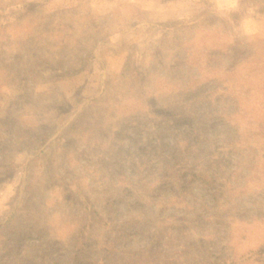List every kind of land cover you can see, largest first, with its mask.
Instances as JSON below:
<instances>
[{"label": "rangeland", "instance_id": "obj_1", "mask_svg": "<svg viewBox=\"0 0 264 264\" xmlns=\"http://www.w3.org/2000/svg\"><path fill=\"white\" fill-rule=\"evenodd\" d=\"M245 20L256 28L250 36ZM250 41L264 61V0L233 9L217 0H0V264L95 261L87 250L111 249L122 231L132 242L116 248L119 264L166 262L151 255L155 246L174 264H264V75L256 58L223 45ZM220 46L226 55L209 67ZM219 93L244 137L263 126L245 163L227 153L228 127L204 138L213 144L204 157L220 161L203 164L234 196L204 176H178L172 182L188 183V195L166 193L178 203L164 211L153 201L162 170L152 148L174 142V126L189 130L175 118ZM186 166L170 171L192 174ZM14 211L18 220L4 226ZM83 241L93 247L75 250Z\"/></svg>", "mask_w": 264, "mask_h": 264}, {"label": "trees", "instance_id": "obj_2", "mask_svg": "<svg viewBox=\"0 0 264 264\" xmlns=\"http://www.w3.org/2000/svg\"><path fill=\"white\" fill-rule=\"evenodd\" d=\"M150 25V24H149ZM152 26V25H151ZM239 43V44H238ZM226 48L228 49H232V53L233 54H240L242 55V60L244 58V56L246 57H254L256 58V66H258V74L259 75H264V61H261L260 55H259V50L262 48V46L259 47V45H256L254 42L250 41L248 43H243L241 44L240 42H231L229 44H223ZM224 46H220L219 48H217L215 51V53H211V60L207 61V65L209 67H212L214 65L212 64H218L221 62V58L226 55L225 52H223V47ZM257 50V52H256ZM215 56H218L217 59H214ZM220 60V61H219ZM245 61V60H244ZM222 70L217 68V71L220 72ZM229 70V68H228ZM182 70H179V68L177 69L176 72H181ZM230 73H239V70L236 69V63H234L233 65L230 66ZM242 74H245L244 71H242ZM184 79V78H183ZM173 81V80H171ZM176 85V84H175ZM220 96L221 94H216L215 98L213 99L212 102H206V106L207 108H196V110H192L191 112L186 111L184 113L180 114L179 118H175L174 120V124L178 123V122H184V119H186V121L188 122V126H189V130L185 129V124H180V128H177L176 126H174L175 129H172L173 131L179 132L178 135H172V140L174 142H168V146H166L167 144H165V146L163 147H158V145H154V147L152 148V151L154 152V155H156L157 157V163H158V169L162 170V172L158 175L159 179H158V184L156 185V191L158 192V195H156L153 199L154 202H162L164 203V211L165 210H170L172 205H176L178 202L174 201L173 197H170L168 199L164 200V195L166 193H169L170 195H174V196H178V199L185 200L187 195H188V190L190 189V185H188V183L183 182L180 183L179 182H172V179H174V177H178V176H183V178L186 177H191V180L195 181L196 178H200V180H202L203 178H201L202 176L206 177L205 179H209L210 183L213 185L214 190L218 189L219 193L222 194L223 197H229V196H234V194H229V190L228 188L225 186V182L223 181V179H221V177L218 175V171L215 170L214 168L216 166H213L212 164L209 165H205L203 164V162L206 161H220L219 157L216 158H210V157H204L206 154L205 149H203V146L206 144H211V143H207L204 138L207 136V132H209V130L211 129H215L218 128V126H225L228 127L226 130H224V134H226V139L229 141L228 144L232 145L234 147L233 151L228 150L227 153H237L240 154L241 157L238 160L239 163L243 162H248V158L247 156H249L251 153L253 152V148L249 147V143L251 141L250 138H252V133L253 136L255 135H259L262 131V124H260L259 126H257L255 128V131H251V129L247 130L248 131V136L244 137V135L241 132V125H235V121L231 118V116L227 115L224 111H225V107L228 106V102H226L224 105L219 106L220 103H224V100H220ZM191 100V98L189 100H186L184 102H189ZM223 111L221 112L220 110ZM251 128V127H250ZM185 130L184 132H182V130ZM264 132H262L263 135ZM15 136H17L16 134H14ZM20 137L17 136V142H22L20 139H22L23 137V131L20 130ZM200 136V138H199ZM180 137V139L178 138ZM201 139V140H200ZM177 140H180L179 142ZM201 141V142H200ZM171 143V144H170ZM176 143V144H175ZM178 143V144H177ZM247 143V145H246ZM212 146L213 144L210 145V150H212ZM239 146V147H237ZM166 147H168L169 150L166 149ZM194 150H196L197 152H194ZM166 151V152H165ZM165 153V154H164ZM195 153H197L195 155ZM160 155H167L165 159H162L160 157ZM228 155V154H227ZM213 160V161H212ZM6 161L5 158H2L0 160V164H3ZM230 163H232L231 161H228ZM187 164L188 166H186V168L189 169V171H192V174L185 173L182 175V170H178V172H176L174 175L172 174V172L170 170H174L176 168H180L184 165ZM195 174V175H194ZM192 182V181H191ZM209 183L206 182L204 186H207ZM201 185H203V181L201 183ZM244 192L239 193V195L237 196V199H240L241 196L243 195ZM19 194V192H18ZM216 197V196H215ZM162 204V203H161ZM159 208V207H158ZM209 209H205L203 212H201L199 215H197L196 217H194L193 222L195 221L194 225L197 224H201L205 221V214L206 211H208ZM98 212V211H96ZM95 213V212H94ZM92 213V214H94ZM238 215L241 216V210L238 208L237 211ZM90 214V215H92ZM18 212L14 211L13 212V216L11 217L10 221H8L4 226L8 225L10 222H13V220H18ZM111 219H113V217H111L110 219H108V221H105V224L107 225H111ZM144 219V221L146 222L145 218H141ZM102 221V219H100V222ZM114 223H117V219ZM124 223H122L120 226L122 227ZM142 224V220L140 221H135V223H133V228L127 229V231H132L134 229H136L137 231L140 230L139 226ZM186 227V225H185ZM89 228H91V226L89 224H86L83 226V229L81 230V234L84 231H87ZM187 228V227H186ZM17 233V232H16ZM135 234V233H133ZM163 241V238L161 239L160 242ZM116 243H114L111 249H106L104 250V252H99V253H94L92 252V250H87L89 248H92L93 245H87V242L83 241L82 247L77 248L75 246V250H81L85 247V249L87 250L88 253H90V257L96 258V260H87L84 263L81 264H119L122 261V256H120L117 253L116 248L119 245L123 246V243H128V242H132V234H126L125 232L122 231V233L119 234V238L115 241ZM23 244V242H22ZM80 244V245H81ZM79 245V246H80ZM162 248H158L157 246L154 247V251L151 253L152 256L157 257L159 255H162L163 257H165L166 262H160L159 260H155L154 262L156 264H174L173 259L170 257L168 250H161ZM227 250V249H226ZM74 253V251H73ZM72 253V254H73ZM100 254V256H99ZM66 256H70L71 255L69 253H67L66 255H64L63 257L65 258ZM103 256L102 258V262L99 263L98 258ZM87 256L81 257L79 256L80 260L85 259ZM76 258L78 259V256H76ZM110 259V260H108ZM146 261V260H145ZM149 261V260H148ZM143 262L140 259H132L129 261V264H149V262ZM78 264V263H75Z\"/></svg>", "mask_w": 264, "mask_h": 264}, {"label": "clouds", "instance_id": "obj_3", "mask_svg": "<svg viewBox=\"0 0 264 264\" xmlns=\"http://www.w3.org/2000/svg\"><path fill=\"white\" fill-rule=\"evenodd\" d=\"M237 6V0H217V7L220 9H233ZM245 35H252L255 33L256 28L253 26L252 21L245 20L241 25Z\"/></svg>", "mask_w": 264, "mask_h": 264}]
</instances>
